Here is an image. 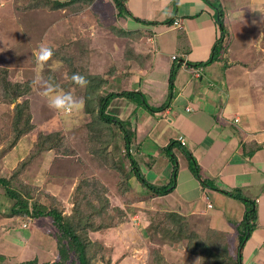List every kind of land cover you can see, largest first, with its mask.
Wrapping results in <instances>:
<instances>
[{
    "label": "rangeland",
    "instance_id": "obj_1",
    "mask_svg": "<svg viewBox=\"0 0 264 264\" xmlns=\"http://www.w3.org/2000/svg\"><path fill=\"white\" fill-rule=\"evenodd\" d=\"M210 1L216 3V0ZM115 6L110 0H97L58 10L46 6L42 0H0V95L3 94V82L9 83L10 89L19 90L23 97L17 102L29 100L28 122L33 126L29 133L18 138L14 133L19 131L18 122L15 119L13 122V117L18 114L16 106L0 101V175L9 178L14 170L21 167L17 174L19 182L36 190L42 203L46 202L47 195L54 196L67 215H71L74 209L75 189L83 179L86 180L82 183L94 188L93 194L103 195V199L97 202V210H103V214L96 221L92 219L93 228L97 231L90 234V239L105 249L108 264H154L156 253L162 254L168 264H200L199 257L186 253L184 244L180 242L183 236L169 232L162 224L166 222L167 215L177 213L186 216L193 230H198L205 237L209 227L207 219L189 217L182 213L181 206H174L172 200L168 202L163 198L170 194L160 198L151 196L135 177L128 178L132 166L124 134L117 126L105 125L89 114L94 104L92 99L87 100L91 95L87 91L91 88L88 83L80 85L72 79L73 75L109 78L111 84H106L100 91L108 95L118 90L116 87L121 91L123 78L117 72H129L132 68L150 66L157 61L154 54L151 60L144 56L146 53L142 52V48L145 40L140 34L129 37L118 35L117 31L127 35H133V32L121 29L117 19L124 14ZM259 33L252 32L254 36L250 44L255 49L248 52L251 56L263 58H259L257 66L253 62L254 57L246 62L250 67L262 68L264 72V31H261L263 38L255 43ZM171 38L168 35L167 39ZM41 43L51 46L53 54L38 65L35 57ZM227 43L225 39L224 45ZM137 49L141 53L133 57ZM59 92L70 93V108L58 110L49 105V98ZM0 99L3 98L0 96ZM130 99L124 101L119 113L124 112L125 107H137V102ZM115 100L111 101L108 114L117 117L118 101ZM257 102H264V98ZM121 120H128V117ZM124 125L132 137L129 154L141 172L147 175L151 184L156 177L160 186H167L173 173L164 171L170 166L165 161V151L160 152L158 158H153L154 161H147L148 165L145 164L139 159L137 145L140 138L134 139L132 127L127 123ZM58 133L66 142L61 148L37 155L21 166L41 135ZM142 150L144 152L145 149ZM71 152L73 155H70ZM175 153L177 156L184 155L178 148ZM188 163L184 155L181 164ZM233 199L240 201L236 196ZM13 204L0 187V242L4 238L13 243L14 237L21 239L14 227H8L3 222L5 216L10 215ZM208 207L212 208V204L209 203ZM32 224L41 227V231L37 227L39 231L32 238L33 245L28 250L18 249L15 253L13 243L7 244V249L0 245V264H19L31 261L33 257L41 262L58 259L56 241L51 236L56 230L50 228L51 220L35 219ZM2 225L4 229H1ZM18 229L23 234L29 233L22 230L21 223L17 224ZM97 264L107 263L97 261Z\"/></svg>",
    "mask_w": 264,
    "mask_h": 264
},
{
    "label": "crops",
    "instance_id": "obj_2",
    "mask_svg": "<svg viewBox=\"0 0 264 264\" xmlns=\"http://www.w3.org/2000/svg\"><path fill=\"white\" fill-rule=\"evenodd\" d=\"M110 1L116 5V0ZM215 4L225 11L229 43L220 62L204 67L196 65L212 59L220 37L216 9L210 0H126L127 10L142 22L123 15L117 19L122 27L119 28L140 34L146 43L142 48L144 56L151 60L154 54L157 61L129 72H117L123 80L121 91L115 86L118 90L114 92L138 95L133 98L137 107H125L121 113L128 99L116 98L118 115L114 117L120 121L128 117L123 122L132 127L134 139L140 138L139 159L147 165L160 152L167 155L166 148L175 143L172 153L178 162L176 186L163 198L181 206L182 213L189 217L206 218L211 230L226 235L234 255L239 243L237 225L244 219L246 206L228 194L236 193L255 202L257 228L245 242L241 262L264 264V102H257L264 98V72L256 67L263 57L248 52L255 49L250 44L254 30L260 32L255 43L263 38L264 0H216ZM176 20L181 21L180 27L174 25ZM168 35L172 37L170 40ZM138 53L141 52L137 49L133 57H138ZM173 56H177L182 66L176 73L172 100L166 108L159 109L168 102L169 80L176 65ZM253 57L256 66L250 67L246 60ZM195 68L201 72L194 73ZM180 137L186 141L184 147ZM177 148L187 158V153L195 158L210 186L203 188L190 164H181L184 155L177 156ZM168 158L167 155L165 161L170 166L164 171L172 173L173 165ZM159 182L155 177L152 184L160 186ZM4 219L8 227L20 233L21 239L14 237L15 243L11 241L13 249L28 250L39 231L37 227L40 231L41 227L25 222L21 228L29 233L23 234L13 224L19 220L17 217L6 215Z\"/></svg>",
    "mask_w": 264,
    "mask_h": 264
},
{
    "label": "trees",
    "instance_id": "obj_3",
    "mask_svg": "<svg viewBox=\"0 0 264 264\" xmlns=\"http://www.w3.org/2000/svg\"><path fill=\"white\" fill-rule=\"evenodd\" d=\"M93 3L95 0H70L67 2H59L57 0H42L45 2L46 6L54 7V9H67L69 6L76 3ZM117 8L123 12L124 16H129L135 19L138 22H142L139 19L133 17L126 8V0H116ZM213 7L216 9V21L219 27L220 37L215 44V48L212 52V59L208 60L205 63L197 64L196 66H207L215 62H220L223 57V53L227 49V45H224V40L228 35L225 26V11L223 7L218 4H213ZM120 16V15H119ZM145 23V22H143ZM172 24V22H170ZM156 24V23H150ZM120 37H129L132 35H127L122 32H118ZM134 35V33H133ZM222 56V57H221ZM181 64H177L171 71V76L169 80L170 84V94L168 102L159 109L166 108L170 101L173 98V89L175 83L176 73L181 67ZM191 66V65H190ZM92 78H84L87 80L91 90L87 91L91 95H88V99H92L94 104L91 107L89 114L93 117H97L99 122L105 123V125L117 126L119 130L124 134L125 148L127 155L131 160V171L128 173V178L135 177L138 184L150 192L151 196L154 197H163L165 195L171 194L175 190L176 180L178 175V162L174 154L172 153V148L175 143L172 142L167 148L166 153L173 165V175L171 182L167 186H156L151 184L150 181L145 177L141 172L137 162L129 154L131 149L132 137L131 133L127 132L125 128V123L110 116L108 114V108L112 100L115 98H128L133 99L137 94L132 92H122V93H109L104 95L100 92L106 84L109 83V78L91 76ZM108 81V82H107ZM3 94L0 95L3 99L0 101L6 104H15L18 114L16 117H13L18 122V130L14 133L18 138L22 135L29 133L33 126L30 121V102L29 100H23L21 103L17 102L19 98L23 97V94L19 90L10 89V84L3 82ZM12 91V92H11ZM25 95V94H24ZM88 102V101H87ZM92 102V103H93ZM16 122V123H17ZM129 124V123H127ZM126 133H129L127 135ZM126 134V135H125ZM1 137V136H0ZM65 139L61 134H52V135H41L33 145V150L30 151L27 156V160L21 164L23 167L27 163L34 159L35 156L51 153L56 149L61 148L65 144ZM70 155H73L71 152ZM190 160V169L194 176L201 182L203 188L206 187L207 182L202 176V169L198 165L195 158L187 153ZM21 167L17 171L14 170L12 176L5 177L0 175V187L2 188L3 193L13 201V207L11 209L10 215L8 217L15 218L19 220L13 221V224L28 223L32 224V221L40 219H50L51 220V229L55 228L56 232H52L51 236L54 237L57 246L58 259L56 261L41 262L39 258L33 257L31 261L21 262L19 264H97V261L109 263L106 261L107 256L105 255V249L102 246H98L96 243L92 242L90 239V234L96 233L94 229L93 220H97L103 214V210L100 212L97 210L98 201L103 199L102 194H93L94 188L88 187L86 183L83 185L86 180H82L80 186L75 190L73 197L74 209L71 215L64 214L63 209L57 203L56 198L51 195L46 196V202L42 203L41 195L36 194V190L29 188V186H24L19 182L17 174L20 172ZM98 181V180H97ZM83 182V183H82ZM15 183H18V186H15ZM101 183V182H100ZM97 184V183H96ZM228 194V193H227ZM105 195V194H104ZM228 195L232 197H238L240 201L246 206V214L244 219L240 224L237 225L238 231V251L234 255L229 247L227 237L224 233L211 230L208 227L206 236L203 237L198 230L194 231L190 225V221L186 216L179 215L177 213H172L166 216V222H163L164 228L169 232L179 235L182 239V242L186 248V253L190 256L199 257L200 264H242V249L245 245V242L248 241L252 233L257 228L258 220V211L255 208V202H252L244 197L237 196L236 193H229ZM105 200V199H104ZM103 200V201H104ZM16 223V224H15ZM10 226V225H9ZM27 226V225H26ZM113 227V226H112ZM109 227V228H112ZM99 228V227H98ZM108 227L106 229H109ZM185 236V237H184ZM12 243L9 239H2L0 245L4 248ZM8 244V245H7ZM97 246L99 248H97ZM2 249L4 252L5 249ZM99 249V250H98ZM13 252H16V249H13ZM99 257V258H98ZM100 259V260H98ZM154 264H168L164 256L160 253H156L154 257Z\"/></svg>",
    "mask_w": 264,
    "mask_h": 264
},
{
    "label": "clouds",
    "instance_id": "obj_4",
    "mask_svg": "<svg viewBox=\"0 0 264 264\" xmlns=\"http://www.w3.org/2000/svg\"><path fill=\"white\" fill-rule=\"evenodd\" d=\"M53 54V49L46 43H41L38 45V50L36 53V62L38 65L43 64L45 61L49 59ZM73 81L77 84L84 85L87 81L82 76L73 75ZM49 105L51 107H55L58 110H63L66 108H70L72 105L71 95L70 93L59 92L54 96L49 98Z\"/></svg>",
    "mask_w": 264,
    "mask_h": 264
},
{
    "label": "built area",
    "instance_id": "obj_5",
    "mask_svg": "<svg viewBox=\"0 0 264 264\" xmlns=\"http://www.w3.org/2000/svg\"><path fill=\"white\" fill-rule=\"evenodd\" d=\"M174 25L177 26V27H180V26H181V21H180V20H176V21L174 22ZM172 61L175 62V63H177V64H181V63L179 62L177 56H173V57H172ZM181 65H182V64H181ZM193 72L199 74L201 71H200V69L195 68V69L193 70ZM179 142H180V144H181L183 147L186 145V141H185V139H184L183 137H180V138H179ZM24 227H26V225H24Z\"/></svg>",
    "mask_w": 264,
    "mask_h": 264
}]
</instances>
